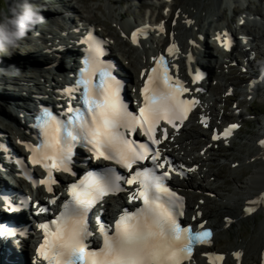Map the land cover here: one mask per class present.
<instances>
[{"label": "snow or ice", "instance_id": "snow-or-ice-1", "mask_svg": "<svg viewBox=\"0 0 264 264\" xmlns=\"http://www.w3.org/2000/svg\"><path fill=\"white\" fill-rule=\"evenodd\" d=\"M159 28L164 31L162 24ZM146 32L147 26L137 29L131 35L132 42L138 43V36ZM85 43L88 54L77 82L83 85L84 108L69 107L71 115L67 123L43 108L36 117L42 135L41 143L25 142L32 153L30 159L32 164L42 165L47 170V177L38 183L45 185L49 192L53 191L52 184L56 183L52 170L71 172L72 149L80 142L90 146L97 159L113 161L128 169L129 175H121L115 168L109 167L102 173H88L77 183L70 184L68 192L71 199L63 205L64 210L55 220L39 225L44 239L36 250L37 254L47 264H185L192 259L196 245L210 243L212 231L203 224L199 230H193L191 225H181L178 217L183 215L184 197L178 196L166 183L170 171L174 169L170 167L169 171L158 172L165 164L170 166L171 162L161 163L160 149L150 144L161 143L156 137L161 121L178 128L198 101L184 98L190 89L169 74L168 63L161 55L153 57L155 67L140 90L143 104L138 114L130 111L121 96L123 82L114 74V66L101 59L103 41L89 33ZM228 47H231L230 42ZM174 49L175 43L168 48V52L174 54ZM188 60H192L191 53ZM196 79L194 76L193 82ZM73 90L67 88L64 91L70 95ZM237 127V124L230 125L223 135H231ZM138 129L143 130L150 144L129 139L128 134ZM163 137L168 138L166 128ZM214 139H219V136H214ZM259 143L264 146V140ZM0 150L7 151V147L0 144ZM148 159H151L152 167L134 168V165ZM24 175L32 179L29 173ZM124 183L137 186L130 193L129 200L141 201V206L134 211L123 210L114 226L101 224L102 246L90 249L87 243L92 235L87 220L89 211L105 196L123 191ZM250 203H264V194ZM6 207L9 211L18 210L10 204ZM40 211H47V208ZM253 211L255 208L251 206L245 209L246 213ZM15 234V229L0 225V237ZM234 255L239 257L241 253ZM209 259L215 264L224 257L210 255Z\"/></svg>", "mask_w": 264, "mask_h": 264}, {"label": "rangeland", "instance_id": "rangeland-1", "mask_svg": "<svg viewBox=\"0 0 264 264\" xmlns=\"http://www.w3.org/2000/svg\"><path fill=\"white\" fill-rule=\"evenodd\" d=\"M49 1L53 0H31V2L35 5L39 6V9L43 12L47 11L46 9H57V6L52 5L50 7ZM61 1L60 8H66V1L67 0H57ZM87 3L85 4V2ZM69 0V2H74L75 4L79 5L81 7L80 10H78L79 14H84L88 18H91L92 21H94L96 24L100 26V28L110 36H116L112 28L114 30L119 31L118 27L116 26V20H118L121 16L124 17V11L125 9L129 8V19L126 20H135V19H143L144 16L147 17H153L160 15V2L166 1V0ZM120 1V2H119ZM179 2L182 1L185 4V0H169ZM188 0H186L187 2ZM191 3H199L203 2L204 0H189ZM206 1V7L208 9L207 16L208 18L215 19L218 16L220 17V21L217 20L216 23H213L212 26H209V24H206L207 20H205L204 25L205 27V38L204 43L212 50L216 55L214 56L219 58V62L221 63L220 56H222V50L218 48L213 40L214 30L215 27L225 24V25H231V23L238 19V11L242 10L245 3H248V9L252 11H258L261 12L264 15V4L263 0H205ZM84 2V3H83ZM17 3H19V0H0V19L3 18L5 14H9L10 8L15 6ZM139 4V5H138ZM219 4V7H218ZM81 5V6H80ZM82 5L84 8H82ZM187 5V4H185ZM182 6V9H184L183 5H179V7ZM250 6V7H249ZM194 11L198 10L197 7L193 5ZM220 8V12L218 9ZM235 8V10H234ZM237 9V10H236ZM173 11V10H172ZM193 11V12H194ZM175 13V11H173ZM195 15H198L196 13ZM202 16V15H201ZM212 16V18H211ZM223 16V17H222ZM118 18V19H117ZM185 21H182L178 24V27L172 26L174 28H177V33L179 38L186 43V38L188 37V33H190V28H193V25L191 27H185ZM203 25V23H202ZM167 26V27H170ZM191 28V29H192ZM254 28L257 31H264V24L259 23V25H255ZM180 30V31H179ZM181 32V34H180ZM113 36V37H114ZM190 36V34H189ZM115 44H116V38L114 37ZM131 44V43H130ZM19 44V47L16 48V50L13 52L11 56L3 55L7 57H23L21 55V49ZM133 45V44H131ZM134 46V45H133ZM201 48L202 43H201ZM130 48V47H129ZM134 51V56L136 55H142V52L140 49L132 48ZM138 50V52H137ZM220 56H218V55ZM209 56V55H208ZM138 57V56H137ZM212 58L211 56H209ZM142 59V58H141ZM215 62V65L213 66V71H215V68H218L217 59H213ZM2 61V58H0V63ZM22 61V60H21ZM36 61L34 57L28 58V62ZM183 61V60H180ZM264 62V59L262 60ZM213 61L205 60L204 65H211ZM217 64V67H216ZM228 65V64H227ZM227 65H222L219 69V72L222 74L221 78L227 76L226 72L229 70ZM231 72V69H230ZM230 76H234L233 74L227 72ZM50 81V80H49ZM218 86H221L220 82L217 83ZM262 88L259 92H247L248 95L255 93L256 95L253 96L252 99H247L243 101H238L240 103L239 109H240V117L245 122L244 128L240 131L239 137H237L236 142H233L234 147L231 149H228L224 151V154L221 155V159L217 161H206L200 162L199 165L200 169L193 177V181H196L200 184H213L215 186L216 190L210 191L213 192L214 195H207L206 192H202L201 197H197L198 199L192 198V201L200 200L202 202H207V206H213L216 207L218 203L220 202H226L228 206H235L239 205L240 202L236 199L235 192L237 191V186L239 184V181H245L247 179H250V175L252 172L256 169V163H251V160L248 159L245 165V160H243L246 156H248L249 151L252 148H256L257 144L254 140L255 136L258 134L264 133V82L262 83ZM2 88V87H0ZM263 91V92H262ZM7 95V92H4ZM2 95V96H6ZM218 95H223V90H221ZM9 97V96H8ZM229 105L232 106V102H229ZM1 129V128H0ZM208 136L207 134L204 136L203 141H207ZM196 142V141H195ZM207 156V155H206ZM205 157V155H204ZM254 160V159H253ZM255 160L257 161L258 158L255 156ZM239 162L241 165L237 167H233V163ZM248 163V164H247ZM240 169V171H239ZM208 170H214L215 172H219L217 176L218 178H211ZM238 170V172H237ZM242 171L245 172L241 173ZM239 191V190H238ZM248 191H243L242 193L244 195H247ZM205 204V203H204ZM231 208V207H230ZM264 208L260 207L258 205L257 209L254 211V213H246L243 212L242 215H240L238 218L241 219L239 222L234 220L233 227H229V230L227 234L224 235H217L215 237V245L216 248L222 251H226V247L229 245L234 246V253L238 251V246H236V243H242L243 247L246 246L247 242L250 240H255L258 236L260 237L263 229H264ZM207 211V208H205ZM263 210V211H262ZM209 211V209H208ZM246 214V215H245ZM249 214V215H248ZM247 216V217H246ZM245 217V218H244ZM250 217V218H249ZM223 239V240H222ZM222 240V241H221ZM246 240V241H244ZM222 242V243H220ZM252 243H254L252 241ZM263 249V250H262ZM259 250L264 251V247ZM234 255V254H233ZM233 258V257H232ZM254 261L257 264H260V261L258 259L254 258ZM258 261V262H257ZM252 256L248 255V258L244 262V264H253Z\"/></svg>", "mask_w": 264, "mask_h": 264}, {"label": "bare ground", "instance_id": "bare-ground-1", "mask_svg": "<svg viewBox=\"0 0 264 264\" xmlns=\"http://www.w3.org/2000/svg\"><path fill=\"white\" fill-rule=\"evenodd\" d=\"M114 1L117 2L116 0H114ZM70 3L72 5V7L74 8V10H80L81 9V7H79V5L75 4L74 2H70ZM86 3H87V1L85 2V4ZM185 4H187V5L184 6L185 7L184 9H182V8L179 9V5L177 4L172 8V10L177 12L179 14V16L181 18H183V20L193 22L192 23V25H193L192 33H191L190 37L188 38L187 42L184 43L179 38L178 33H177V28H174L172 26L167 27L168 30H167L166 36L164 34H161L159 42H157L155 44L154 43L150 44L149 48H145V50H144L145 60L143 58L141 59L139 56H138L139 58L135 57L134 54H132L133 51H131V49L126 48V46L133 47V45L130 44L131 43L130 33H131L133 26L128 22V20H125L123 17L121 18V21H119L121 24V25H119V28H121V34H122L123 41H121L119 45H121V46L124 45L125 47H123L124 51L119 52V53H117L116 49H114V51H115L114 53L124 63V65L129 68V70L133 76L137 77L140 70L142 68L146 67L148 64H150V56L151 55L156 54L158 52H164L170 39L173 42H175L177 45L176 49H174V54H172V56L175 57L178 55L179 58H177L175 60L174 65L180 72H183L186 74L188 72L189 67L194 66L197 63H199V59L197 57L195 59H193L191 62H188L187 61V54L189 52L196 54L195 51L201 49L200 48L201 43H202L201 42V36H202V34H204L202 27L204 26L205 20L209 19L207 16L208 9L206 7V1L205 0L202 3L201 2L191 3L189 0L187 2L185 0ZM193 5L195 7H197L198 10L194 11L195 9L193 8ZM218 7H219V4H218ZM82 8H84L83 5H82ZM234 10H235V8H234ZM218 11L219 12L221 11L220 8L218 9ZM196 13H198V15H195ZM81 16L86 19V17L84 15H81ZM193 19H194V21H193ZM118 20H116V21H118ZM158 21H160V20H158ZM202 23H203V25H202ZM197 25H200L201 28L196 29L195 26H197ZM229 29L230 28H228V27H222L220 30L216 29L217 35H221L224 30H229ZM195 41H197V47L194 46ZM205 50L208 53V55L212 57L211 59L215 58V59H217V64L220 63L219 58L214 56V54L216 55V53H214L212 50H210V48H206ZM137 52H138V50H137ZM42 56H44V55H42ZM30 58H32V57H30ZM21 60H22V58H20V57H14V56L12 57V61H21ZM180 60H183V61H180ZM50 62H52V61H50ZM32 63L36 64L35 61H32ZM32 63L30 62V64H32ZM217 64H216V67H217ZM65 67H66V65H65ZM36 71H38V70H36ZM213 72H215V74L210 76V86L212 85L213 78L216 76V70ZM56 82H57L56 79L53 80V84L50 86L49 83H51V81L46 80V85L44 86L45 95L47 94L49 97H53V98H56L60 95V93H58L56 90L57 89ZM261 85L262 84L259 83V84L254 85V87H252V88L248 87L247 92L248 93L249 92H256L257 93L261 90V88H262ZM226 90H228V87L226 88ZM10 98L11 97H8V96H2V95L0 96V99H2L1 100L2 102L0 103V115L4 116L5 119H7V122L11 123L10 126H12V124L15 123V120L12 119V114H11L12 112L10 113V110H9L10 108L6 104L7 101H10ZM3 102H4V104H3ZM18 131L20 133L29 134V131L27 129H24L23 127H20V126L18 127ZM192 131L198 133L200 136L203 133V131L198 130L197 128H195L193 126L188 125L180 134V139L175 141L173 144L169 143L168 146L177 144V147H183L185 141L188 139V135ZM254 136H255L254 140L257 144V147L252 148L248 153L249 155L246 156L243 160H245L244 162L246 165L247 160L248 159L251 160L254 157L253 158L254 160L252 159L251 163L255 161L254 164L256 163L255 164L256 169L249 176L250 179H247L245 181H239V184L236 187L237 191L235 192V195H237V196H236L235 200H237V202L239 201L240 204L239 205L237 204L235 206H230L231 207L230 208L227 203L220 202L217 204L216 207H213L210 205L206 206L207 211H205V209H204L205 204H203L201 202H190L189 203V207L192 210H194L195 212L199 213V211H202L203 218L207 219L208 224H210L214 227V229L216 231V235L227 234L229 227L230 226L233 227L234 225H236V224L232 225L234 223V220H236L238 222L241 220L238 217L240 215H242L243 212H245V209H246V206L248 205V203L251 201L257 200L262 194H264V146H262L259 143L260 140H264V133H263V135L258 134V135H254ZM205 146H209V145L205 144ZM202 148H200L198 151H200ZM255 156H257V158H258L257 161L255 160ZM205 157H206V155H205ZM202 160H203V157L200 154H198V155L194 154L193 156H190V157L189 156L188 157L187 156L181 157L180 162L192 165V164H198V162L202 161ZM7 169L11 170V169H13V167L8 166ZM239 171H240V169H239ZM219 172H216V173L212 172V175L213 176H219L218 175ZM237 172H238V170H237ZM241 173H243V175L245 174L244 171H242ZM25 184L27 185V183H25ZM183 185H184V188L186 189L185 190L186 193L188 195H194V197H199L200 192L199 191L194 192L192 190V188L199 190V188L203 187L204 190H206V191L208 190L207 189L208 187L206 185L202 186V185L197 184V183L194 184V183L190 182L188 184L189 187H187L186 184H183ZM243 191H248L247 195H244L242 193ZM259 205H260V207L264 208V203H260ZM208 209H209V211H208ZM244 241H246V240H244ZM252 241L254 243H252ZM262 247H264V229H263V232H262L260 237L258 236L255 240L248 241L245 247H243L242 244L237 247L238 248L237 252L241 253V255L239 257H236L235 255H233L234 254V246L233 245H230L227 247V254L230 257L232 256L234 258L235 262L238 261V258L242 259L241 260L242 264H244V261H245V258L247 255H249V256L251 255L253 259L255 258V259H258V261H261L262 255L264 254V251H262L263 249L260 251L259 248L261 249ZM23 251H26V256L30 260H32L36 257L35 249L33 248L32 244L30 242L26 243V246L24 247ZM207 252L210 253L209 249H202L201 250L198 248L196 254L201 253L200 259L197 262L195 261L193 263V261L196 260V258L194 257L192 262H190L189 264H209L207 262L208 257L203 256ZM227 262H228V260L225 258V264H231L230 260H229V263H227Z\"/></svg>", "mask_w": 264, "mask_h": 264}, {"label": "clouds", "instance_id": "clouds-1", "mask_svg": "<svg viewBox=\"0 0 264 264\" xmlns=\"http://www.w3.org/2000/svg\"><path fill=\"white\" fill-rule=\"evenodd\" d=\"M42 19L38 5L31 0H19L9 14L0 19V55L11 56Z\"/></svg>", "mask_w": 264, "mask_h": 264}]
</instances>
